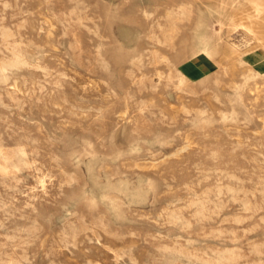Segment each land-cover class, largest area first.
<instances>
[{
	"label": "rangeland",
	"instance_id": "1",
	"mask_svg": "<svg viewBox=\"0 0 264 264\" xmlns=\"http://www.w3.org/2000/svg\"><path fill=\"white\" fill-rule=\"evenodd\" d=\"M0 264H264V0H0Z\"/></svg>",
	"mask_w": 264,
	"mask_h": 264
}]
</instances>
